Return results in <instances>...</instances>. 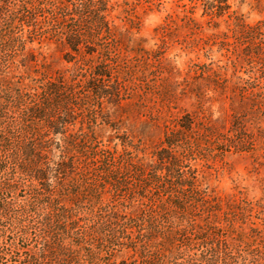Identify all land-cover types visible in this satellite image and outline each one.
<instances>
[{"label":"trees","instance_id":"1","mask_svg":"<svg viewBox=\"0 0 264 264\" xmlns=\"http://www.w3.org/2000/svg\"><path fill=\"white\" fill-rule=\"evenodd\" d=\"M189 1L207 16L201 40L226 63L201 66V111L167 126L144 160L101 135L110 107H123L159 59L115 24L111 0H0V218L26 175L37 184L18 210L40 218L18 232L28 240L37 227L36 250L2 224L0 264H264V203L220 195L207 173L216 158L263 146L251 126L264 115V20L230 0ZM44 42L70 66L40 61L34 45ZM244 65L248 78L237 74ZM211 90L229 122L207 105ZM2 240L16 245L9 254Z\"/></svg>","mask_w":264,"mask_h":264},{"label":"rangeland","instance_id":"2","mask_svg":"<svg viewBox=\"0 0 264 264\" xmlns=\"http://www.w3.org/2000/svg\"><path fill=\"white\" fill-rule=\"evenodd\" d=\"M230 2L233 9L243 14L248 21L264 20V3L260 0ZM111 3L114 6L111 18L115 24L132 40L141 39L142 45L151 55L154 53L159 56V59H150L154 66H149L146 76L141 77L140 87L129 94L131 98L123 102V107H110L113 126L105 127L101 135L111 146L117 143L119 150L123 148L122 140H127L130 145L126 147L129 150L138 148L136 153L139 157L150 160L152 150L163 139L167 126H173L185 111H201V66L212 61L224 65L226 57L223 56V51H219L218 46L210 49L201 40V21H205L207 16H202L200 3L195 4L192 13L190 10L194 4L189 0H111ZM190 16L195 18L197 25L189 21ZM34 46L41 53L38 59L49 64L52 71L70 66L63 59L61 48L56 44L44 42ZM248 68L250 67L244 65L237 74L248 78L245 73ZM231 73L232 71L229 72ZM208 95L212 99L207 105L211 106L215 117L229 122L230 115L219 112L220 102L216 100L217 95L212 90ZM260 118L263 121L256 120L251 129L258 140L263 142L262 148L254 154L229 153L224 158L209 162V184L220 195L264 203V115ZM193 163H196L201 179V157ZM20 182L18 190L12 194L13 197L7 195L14 210L10 216L0 218V228L2 224H14L12 227L14 241L17 242L15 244L36 250L38 236L35 234L39 232L38 228H28V240L20 239L18 232L22 224H36L40 218L29 208V212L18 208L23 202L33 201L37 182L27 175L21 177ZM4 241L2 240L4 251L9 254L7 248L14 249L16 245L10 247ZM18 257L17 255L16 258ZM4 262L11 264L7 255Z\"/></svg>","mask_w":264,"mask_h":264}]
</instances>
